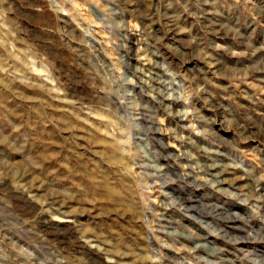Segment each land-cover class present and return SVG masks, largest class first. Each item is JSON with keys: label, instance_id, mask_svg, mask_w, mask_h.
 <instances>
[{"label": "rangeland", "instance_id": "374dc122", "mask_svg": "<svg viewBox=\"0 0 264 264\" xmlns=\"http://www.w3.org/2000/svg\"><path fill=\"white\" fill-rule=\"evenodd\" d=\"M0 264H264V0H0Z\"/></svg>", "mask_w": 264, "mask_h": 264}, {"label": "bare ground", "instance_id": "6f19581e", "mask_svg": "<svg viewBox=\"0 0 264 264\" xmlns=\"http://www.w3.org/2000/svg\"><path fill=\"white\" fill-rule=\"evenodd\" d=\"M206 164V163H205ZM213 167V166H212ZM209 169V168H208ZM220 172V171H219ZM209 173V172H208ZM209 175H211L210 173H209ZM213 175V174H212ZM211 175V176H212ZM213 177H218V182H217V184H221V182H225L224 180H222V179H220V175L218 174V176H216V175H213ZM243 200V199H242Z\"/></svg>", "mask_w": 264, "mask_h": 264}]
</instances>
